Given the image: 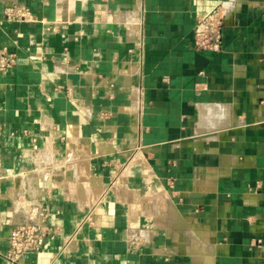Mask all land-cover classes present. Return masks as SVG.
Masks as SVG:
<instances>
[{"label": "crops", "instance_id": "1", "mask_svg": "<svg viewBox=\"0 0 264 264\" xmlns=\"http://www.w3.org/2000/svg\"><path fill=\"white\" fill-rule=\"evenodd\" d=\"M0 48V264H264V0H0Z\"/></svg>", "mask_w": 264, "mask_h": 264}, {"label": "built area", "instance_id": "2", "mask_svg": "<svg viewBox=\"0 0 264 264\" xmlns=\"http://www.w3.org/2000/svg\"><path fill=\"white\" fill-rule=\"evenodd\" d=\"M3 20L28 22L33 19L31 10L19 4H8L3 8ZM224 6L212 9L201 16L194 27V43L197 50L220 52L223 49ZM51 30H55L51 27ZM16 62V54L0 48V71H5ZM49 213L42 205H30L27 220L16 224L9 231V248L5 258L15 262L29 251L39 250L45 241Z\"/></svg>", "mask_w": 264, "mask_h": 264}]
</instances>
